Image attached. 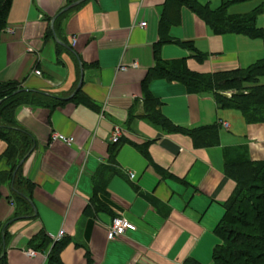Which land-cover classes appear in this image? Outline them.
Returning a JSON list of instances; mask_svg holds the SVG:
<instances>
[{"label":"crops","instance_id":"obj_1","mask_svg":"<svg viewBox=\"0 0 264 264\" xmlns=\"http://www.w3.org/2000/svg\"><path fill=\"white\" fill-rule=\"evenodd\" d=\"M197 1L212 9L222 3ZM75 2L13 0L0 40V81L65 99L55 108L17 110L18 123L36 139L22 164L34 184L35 217L16 216L9 186L0 188L6 264H212L222 244L216 227L236 187L225 150L246 146L251 160H264V122L247 123L241 111L220 108L212 93H192L153 68L186 57L198 72L248 67L264 57L263 40L215 33L195 11L170 0ZM185 42L208 58L198 61ZM82 78L80 89L93 106L73 100ZM117 125L122 133L114 142ZM210 125L218 126L219 141L200 146L194 132ZM55 133L75 142L53 140ZM6 149L0 136V172L9 170ZM115 216L132 226L110 240ZM61 230L65 241L52 262L48 253ZM41 235L52 244L41 243Z\"/></svg>","mask_w":264,"mask_h":264},{"label":"trees","instance_id":"obj_2","mask_svg":"<svg viewBox=\"0 0 264 264\" xmlns=\"http://www.w3.org/2000/svg\"><path fill=\"white\" fill-rule=\"evenodd\" d=\"M75 1L77 0H69V4ZM235 1L237 0H222L216 9L197 0H170V3L173 7L188 6L215 33L244 34L261 38L264 42V26L257 24L258 10L230 14L228 8ZM12 3L13 0H0V40L8 26ZM63 15L64 13L58 16L56 31ZM167 20L164 23L171 22V18ZM49 32H53V29L50 28ZM184 45L198 61L208 58V54L201 52L191 42H185ZM158 62L153 68L154 74L183 82L192 93H212L220 108L241 111L247 123L264 122V83L260 81L264 76V57L248 67L216 72L192 70L188 66L187 57ZM76 94L73 100L94 105L83 95L82 89ZM64 101V98L46 94L44 91L27 90L18 82L0 81V136L7 142L5 158L9 167V170L0 172V188L3 185L9 186L8 197L16 205V216L34 215L31 200L34 184L23 175L20 163L36 148L34 135L18 123L17 110L24 105L55 108ZM152 117L159 124L166 123L160 114H152ZM156 122L154 123L157 125ZM194 138L200 146L215 145L219 141V128L217 125L203 127L194 132ZM225 170L236 182V187L225 203V212L216 227L222 244L215 249L212 264H264V160H251L246 146L227 148ZM2 231L6 235V223L0 222V233ZM64 238L53 241L54 245L48 253L52 262L57 261L55 258L65 241ZM41 240L45 246L52 244L48 236L41 235ZM3 248L0 251V264H6Z\"/></svg>","mask_w":264,"mask_h":264},{"label":"built area","instance_id":"obj_3","mask_svg":"<svg viewBox=\"0 0 264 264\" xmlns=\"http://www.w3.org/2000/svg\"><path fill=\"white\" fill-rule=\"evenodd\" d=\"M146 24L147 22H142L140 25L146 26ZM74 42H76V38H74ZM133 65L136 66L137 64L134 63ZM122 69H127V67L124 66L122 67ZM37 73L40 74L41 72L37 71ZM121 133H122L121 126L120 125L115 126L114 136H113L114 142H117L120 139ZM52 138L53 140H62L63 142H66L69 144L75 142V137L67 136L62 133H55L53 134ZM131 176L134 177L135 174L131 173ZM131 226H132L131 221L127 219L126 217L124 216L113 217L112 222L108 228V238L112 240V239H116L118 237L123 236L126 233L127 229L130 228ZM64 236H65V231L61 230L59 234L54 237V239L58 241V240H61ZM27 253L31 256H35L37 254V251L35 249L34 250L31 249Z\"/></svg>","mask_w":264,"mask_h":264},{"label":"rangeland","instance_id":"obj_4","mask_svg":"<svg viewBox=\"0 0 264 264\" xmlns=\"http://www.w3.org/2000/svg\"><path fill=\"white\" fill-rule=\"evenodd\" d=\"M219 6L215 7L218 8ZM258 10L257 12V24L259 26H264V0H237L233 2L229 8L228 13L230 14H245L250 13L254 10ZM235 114H240L239 112ZM234 115L228 114V120L234 121ZM236 135H243L240 130L236 132ZM233 137V135H230Z\"/></svg>","mask_w":264,"mask_h":264},{"label":"water","instance_id":"obj_5","mask_svg":"<svg viewBox=\"0 0 264 264\" xmlns=\"http://www.w3.org/2000/svg\"><path fill=\"white\" fill-rule=\"evenodd\" d=\"M78 3H79V2H75V3L72 4V5H75V4H78ZM70 7H71V6L66 7L64 10L61 11V13L64 12V11H66V10H68ZM55 19H56V18H54V19L52 20V24H51L53 30H54V21H55ZM82 82H83V78L81 79V81H80V83H79V86H78L77 90L80 89V87L82 86ZM23 162H24V160L20 163V165H22Z\"/></svg>","mask_w":264,"mask_h":264}]
</instances>
